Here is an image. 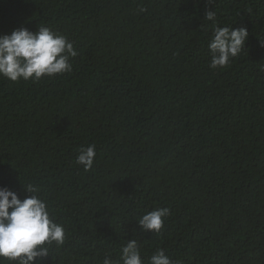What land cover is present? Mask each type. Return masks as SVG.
<instances>
[{
    "label": "trees",
    "instance_id": "obj_1",
    "mask_svg": "<svg viewBox=\"0 0 264 264\" xmlns=\"http://www.w3.org/2000/svg\"><path fill=\"white\" fill-rule=\"evenodd\" d=\"M40 24L73 43L72 71L0 76V187L39 189L66 232L35 264L120 262L132 240L144 264H264V0H0V35ZM214 25L249 33L216 69Z\"/></svg>",
    "mask_w": 264,
    "mask_h": 264
},
{
    "label": "clouds",
    "instance_id": "obj_2",
    "mask_svg": "<svg viewBox=\"0 0 264 264\" xmlns=\"http://www.w3.org/2000/svg\"><path fill=\"white\" fill-rule=\"evenodd\" d=\"M146 11V9H140ZM216 13L208 11L205 19L214 21ZM246 28L234 29L213 26V35L208 43L211 54L210 67L227 66L246 46ZM78 53L72 42L47 26H38L35 32L26 27L12 33L0 35V76L13 82L20 80H40L72 71L71 59ZM96 156L95 145L79 150L76 163L85 171L93 167ZM25 187V186H24ZM30 196L21 199L8 189L0 187V264H35L47 257L49 247L63 244L65 228L56 223L47 207V202L39 195V189L32 185L25 187ZM168 208H158L142 215L138 223L146 232L159 233ZM120 262L106 255L103 264H144L141 249L136 240L127 242L121 249ZM149 264H173L163 249L150 257Z\"/></svg>",
    "mask_w": 264,
    "mask_h": 264
}]
</instances>
